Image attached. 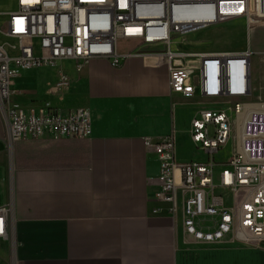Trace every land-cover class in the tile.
<instances>
[{
  "label": "crops",
  "instance_id": "crops-1",
  "mask_svg": "<svg viewBox=\"0 0 264 264\" xmlns=\"http://www.w3.org/2000/svg\"><path fill=\"white\" fill-rule=\"evenodd\" d=\"M156 62L133 55L116 66L93 57L77 71L74 59H64L71 82L59 92L51 86L60 67L14 79L13 99L26 111L47 102L63 112L89 108L92 134L10 144L0 112V206L11 204L0 264H264V242H197L185 235L181 213L172 217L155 197L159 160L146 140L174 133L179 160H207L191 121L210 102L172 91L166 63ZM216 155L229 158L225 147Z\"/></svg>",
  "mask_w": 264,
  "mask_h": 264
},
{
  "label": "built area",
  "instance_id": "built-area-1",
  "mask_svg": "<svg viewBox=\"0 0 264 264\" xmlns=\"http://www.w3.org/2000/svg\"><path fill=\"white\" fill-rule=\"evenodd\" d=\"M0 20V112L10 144L41 137L87 138L92 134L89 108L63 112L49 102L26 111L14 101V79L39 67H60L52 92L67 89L62 70L74 59L81 71L93 57L122 64L133 55L166 63L172 91L199 94L210 102L191 121L194 143L207 160L176 157L175 134L146 146L158 156L155 197L182 215L186 236L201 243L225 240L247 246L264 242V98L254 97L251 47L237 51L180 49L175 36L208 25L242 20L250 36L264 26V0H15ZM185 41V40H184ZM127 46L122 51V45ZM235 100L234 104L232 102ZM246 112L241 148L225 162L216 154L236 139L237 116ZM235 118V119H234ZM238 140V139H237ZM221 165L218 182L215 169ZM157 211V210H155ZM11 204L0 206V237L7 235Z\"/></svg>",
  "mask_w": 264,
  "mask_h": 264
},
{
  "label": "rangeland",
  "instance_id": "rangeland-1",
  "mask_svg": "<svg viewBox=\"0 0 264 264\" xmlns=\"http://www.w3.org/2000/svg\"><path fill=\"white\" fill-rule=\"evenodd\" d=\"M14 2L15 0H0V10L12 6ZM4 18V14H0V20H4ZM221 35H228L229 37L226 41L217 43L218 36ZM174 41L180 49L215 50L219 48L224 51H237L244 50L250 46L254 52L252 57L253 94L254 97L261 95L264 98V26L254 29L249 36L242 20H231L208 25L187 36H175ZM234 102L235 100L229 103L231 105ZM237 132L238 127L234 131L236 136L234 142L231 140L224 146L225 151L229 152V156L230 152H236L239 148L237 145ZM216 159L219 161L218 155H216ZM220 172L221 165L217 164L215 169L216 182H218Z\"/></svg>",
  "mask_w": 264,
  "mask_h": 264
},
{
  "label": "bare ground",
  "instance_id": "bare-ground-1",
  "mask_svg": "<svg viewBox=\"0 0 264 264\" xmlns=\"http://www.w3.org/2000/svg\"><path fill=\"white\" fill-rule=\"evenodd\" d=\"M246 112H243L241 114H239L237 116V127H238V132H237V145H238V150L241 148V143H240V137H241V133H242V127H243V121H244V118L246 116Z\"/></svg>",
  "mask_w": 264,
  "mask_h": 264
}]
</instances>
